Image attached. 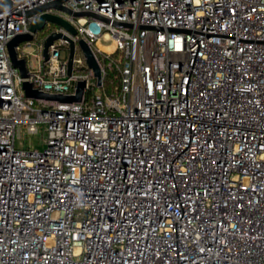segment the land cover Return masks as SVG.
<instances>
[{
	"label": "built area",
	"instance_id": "2783aa9c",
	"mask_svg": "<svg viewBox=\"0 0 264 264\" xmlns=\"http://www.w3.org/2000/svg\"><path fill=\"white\" fill-rule=\"evenodd\" d=\"M50 1L0 12V264H264V0H65L28 13ZM44 12L77 32L54 23L39 37L30 26ZM26 32L23 77L7 44ZM25 81L85 88L61 102L26 96ZM20 125L44 127L43 150L16 146Z\"/></svg>",
	"mask_w": 264,
	"mask_h": 264
},
{
	"label": "water",
	"instance_id": "95a60500",
	"mask_svg": "<svg viewBox=\"0 0 264 264\" xmlns=\"http://www.w3.org/2000/svg\"><path fill=\"white\" fill-rule=\"evenodd\" d=\"M65 0H53L50 2H47L45 4H42L40 6H37L31 10L28 11L29 14L32 13H37L40 11L47 10L49 8H56V9H61L65 10L67 9L63 3ZM13 6V0H0V12L5 11V10H10ZM76 15L78 16H92V17H97V18H103L102 16L96 14L95 12L92 11H82V12H77ZM46 21H50L56 24H60L65 26L69 31H71L73 34H75L77 31L73 25L67 20H64L61 16L49 13V12H44L42 13L38 20H35L31 26L30 30L34 33L37 30H41L44 28ZM123 26L126 27H131V24L129 23H120ZM32 32H26V33H19L15 37H13L7 44L8 52L12 61V64L14 67L18 68L20 70V73L23 77H26L28 74V67H27V60L25 58H19L18 57V52L16 49V46L19 45L21 42L30 40L33 37ZM62 36V33L60 32H52L45 40L44 44V50L43 54L45 58H48V48L49 45L53 43L54 40ZM70 41V55H69V72L72 70L73 66V57L75 53V42L71 39ZM79 46L83 52V54L86 57V62L90 68L93 69L94 75L98 79V83L100 84L101 79H102V72H101V67L100 64L90 47V45L83 39L79 40ZM23 88L25 90L26 96L32 97V98H43L47 100H55V101H61V102H72V101H80L84 92L85 88V82L80 81L77 87L76 94L74 95H63V94H50V93H45L42 91H39L37 89L33 88V85L29 81L23 82Z\"/></svg>",
	"mask_w": 264,
	"mask_h": 264
},
{
	"label": "rangeland",
	"instance_id": "374dc122",
	"mask_svg": "<svg viewBox=\"0 0 264 264\" xmlns=\"http://www.w3.org/2000/svg\"><path fill=\"white\" fill-rule=\"evenodd\" d=\"M55 27H56V24L54 23H50L49 25L47 24L43 29L38 30L37 34L39 37H45L49 34L50 30L54 29ZM26 50L31 52L28 55L29 65L32 68H36L38 66V60L36 56V46L34 45L32 47L27 48ZM62 53H67V51L64 49ZM77 53L81 55L79 51ZM79 70H81V72H89V68L87 67L81 68ZM95 89L96 87L91 89L90 94H93ZM43 128L44 127L41 126L37 133H28L26 129L22 125H20L18 127V133L16 136V146L20 148L33 146V147L39 148L40 150H43L44 147L46 146L45 140H44L46 138V132L43 131Z\"/></svg>",
	"mask_w": 264,
	"mask_h": 264
},
{
	"label": "trees",
	"instance_id": "16d2710c",
	"mask_svg": "<svg viewBox=\"0 0 264 264\" xmlns=\"http://www.w3.org/2000/svg\"><path fill=\"white\" fill-rule=\"evenodd\" d=\"M99 59L102 61V62H108L107 59H103L102 57L99 56ZM119 82V79L118 77L116 76V71L114 69L111 68V66H108L107 67V75H106V78H105V85H104V91L105 92H111L114 90V87L118 84Z\"/></svg>",
	"mask_w": 264,
	"mask_h": 264
},
{
	"label": "bare ground",
	"instance_id": "6f19581e",
	"mask_svg": "<svg viewBox=\"0 0 264 264\" xmlns=\"http://www.w3.org/2000/svg\"><path fill=\"white\" fill-rule=\"evenodd\" d=\"M107 48H108V49H110V48H111V46H107Z\"/></svg>",
	"mask_w": 264,
	"mask_h": 264
}]
</instances>
